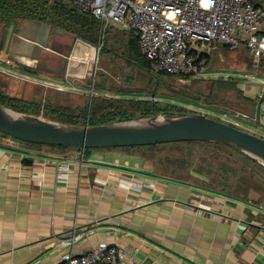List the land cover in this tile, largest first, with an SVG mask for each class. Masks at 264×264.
<instances>
[{"label":"crops","instance_id":"0c3cea01","mask_svg":"<svg viewBox=\"0 0 264 264\" xmlns=\"http://www.w3.org/2000/svg\"><path fill=\"white\" fill-rule=\"evenodd\" d=\"M57 27L40 48L31 41L38 25L0 19V58L13 63L0 69V95L90 124L86 84L96 44L63 27L53 34ZM115 148L124 147L86 148L80 162V147L0 133V264H54L100 243L125 249L126 264H264L262 206L156 174L143 149Z\"/></svg>","mask_w":264,"mask_h":264},{"label":"rangeland","instance_id":"374dc122","mask_svg":"<svg viewBox=\"0 0 264 264\" xmlns=\"http://www.w3.org/2000/svg\"><path fill=\"white\" fill-rule=\"evenodd\" d=\"M121 29L118 26H111L105 34L100 32L99 40L95 45L100 46L96 58L97 73L99 78L105 77L106 81L104 88H99L98 82L96 83L94 95L98 93L99 96L93 98L96 100L103 98L114 104H122V108L127 110L126 114L136 118L149 117L153 114L164 117L175 116L191 108L204 109L214 118L224 111L230 114L238 113L237 120L241 124L239 128L264 137V83L262 82L264 54L255 58L244 46L230 49L212 43L201 47L202 51L205 50L208 60L203 72L196 77L154 76L147 68L128 58L126 38H121L123 31ZM260 39V46L264 49V31L261 32ZM5 68L13 67L9 65ZM0 74L2 76L6 73L0 71ZM9 78L10 75H5L4 79L8 81ZM13 79L10 83H13ZM17 89L19 90L16 93L21 95V88ZM204 93L209 95L208 98L203 95ZM85 98L87 101V97ZM135 101H140L143 109L134 110L131 103ZM39 104L41 110L39 114L34 113L37 109L21 104L16 107L23 109L22 111L8 105L4 106L17 112L55 120L53 117H48L49 115L44 113V105ZM150 108H153L152 112L149 111ZM210 108L216 109L218 113L207 111ZM108 118L116 121L120 118V114L110 115ZM115 149L128 151L143 149L152 161L156 174L194 183L199 182L197 179H202L199 183L203 186L221 191L234 199L256 203L264 208V164L242 151L223 144L201 141ZM191 171L198 172L200 176L194 174L192 176Z\"/></svg>","mask_w":264,"mask_h":264},{"label":"built area","instance_id":"2783aa9c","mask_svg":"<svg viewBox=\"0 0 264 264\" xmlns=\"http://www.w3.org/2000/svg\"><path fill=\"white\" fill-rule=\"evenodd\" d=\"M67 1L78 11L97 19L101 34L111 26L134 30L139 50L150 60L155 72L196 77L203 72L206 63V58L198 59L201 47L213 42L230 49L244 46L255 58L264 53L258 38L264 28V0ZM99 48L98 45L92 55L90 79L86 84L90 98L96 93L95 86L99 82L96 60ZM12 64L9 58H0V69ZM70 87L76 86L71 84ZM190 110L208 115L201 108ZM237 117L235 113L224 111L215 119L239 127ZM84 149L79 151L80 162H83ZM126 256L125 249L100 243L79 255L66 251L54 264H126ZM29 264L45 263L36 258Z\"/></svg>","mask_w":264,"mask_h":264},{"label":"water","instance_id":"95a60500","mask_svg":"<svg viewBox=\"0 0 264 264\" xmlns=\"http://www.w3.org/2000/svg\"><path fill=\"white\" fill-rule=\"evenodd\" d=\"M28 21L39 27L31 41L40 48H47L51 24ZM66 32L57 27L53 34ZM105 81L106 78L101 77L99 84L105 85ZM0 133L25 142L80 148L151 146L181 141L213 142L240 150L264 164V137L192 111L175 116L153 114L133 120L80 125L17 112L0 103Z\"/></svg>","mask_w":264,"mask_h":264},{"label":"trees","instance_id":"16d2710c","mask_svg":"<svg viewBox=\"0 0 264 264\" xmlns=\"http://www.w3.org/2000/svg\"><path fill=\"white\" fill-rule=\"evenodd\" d=\"M9 18H18L20 20H38L49 24H55L60 28L63 27L67 31L72 32V34L75 35V37L81 38L82 40H85L92 44H96L100 36L99 21L91 15L84 14L78 11L71 3H69L66 0H0V19H9ZM106 32L107 30H105L104 34ZM122 37L126 38V43H125L126 52L129 59H132L136 64L140 65L141 67L147 68V70L151 72V74H153L154 76L156 75L172 76L170 74H165L161 72L159 73L152 70L150 65V60L144 55H142V53L139 50L138 35L134 30L124 29L122 31L121 38ZM213 43H217V42H213ZM201 58H206V61L208 60V56L205 50L200 52L198 59ZM98 85L99 88L105 87V85H100V84ZM93 97H96V95H93L90 98L91 106L89 111L90 114L89 123L91 125L114 122L115 120L111 121L109 120L108 117L110 115H115V114H120V118L116 121H122L127 119L130 120L136 118V116L127 115L126 114L127 110L122 108L123 107L122 104H114L111 101L103 100V98L101 99L97 98L99 100L98 101L96 100V98ZM0 103L3 105H8L18 111L23 110L19 107H16L18 104L24 105L25 107L28 108L31 107L37 109L33 103H27V104L21 103L19 102V100L15 98H11L9 96L0 95ZM115 106H117V108H114ZM131 106H133L134 110L143 109L140 101H135L134 103H131ZM149 111L152 112L153 108H150ZM189 111L191 110H188L187 112ZM34 113L39 114V110L37 109ZM53 118L55 119V121H59L61 123H67V124H76L78 122V116L76 117L73 112H66L65 114H59V115H56V112H53ZM27 143L34 144L31 142H27ZM215 144H219V143H215ZM124 148H128V147H124ZM193 174L200 176L198 175L199 174L198 172H192L191 175L194 176ZM170 179L174 181L192 184L191 182L188 181L177 180L174 178H170ZM198 180L202 181V179H198ZM201 187L211 192L226 195L225 193L218 191L216 189L203 186V184L201 185Z\"/></svg>","mask_w":264,"mask_h":264},{"label":"bare ground","instance_id":"6f19581e","mask_svg":"<svg viewBox=\"0 0 264 264\" xmlns=\"http://www.w3.org/2000/svg\"><path fill=\"white\" fill-rule=\"evenodd\" d=\"M159 119H161V118H159Z\"/></svg>","mask_w":264,"mask_h":264}]
</instances>
